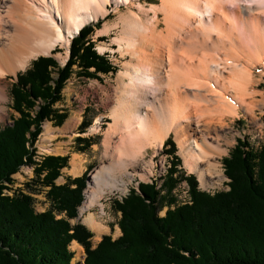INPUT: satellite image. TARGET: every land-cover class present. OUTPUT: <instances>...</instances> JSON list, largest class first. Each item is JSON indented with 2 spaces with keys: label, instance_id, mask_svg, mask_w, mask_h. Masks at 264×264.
I'll return each instance as SVG.
<instances>
[{
  "label": "bare ground",
  "instance_id": "1",
  "mask_svg": "<svg viewBox=\"0 0 264 264\" xmlns=\"http://www.w3.org/2000/svg\"><path fill=\"white\" fill-rule=\"evenodd\" d=\"M159 1L147 11L139 7L140 18L132 0H120L130 11L98 32L102 36L117 30L113 42L118 53L129 58L110 96L112 123L104 144L110 149L109 142L115 139L120 158L104 155L107 162L90 175L80 209L86 212L84 223L98 237L107 228L97 222L91 208L99 205L103 213L104 196L124 194L132 178L145 181L153 176L152 162L140 158L146 148L158 152L173 134L188 172L195 173L204 188L217 186L224 179L219 160L226 151L219 137L228 127L225 119L240 116L242 109L256 121V110L264 109V95L255 99L260 81L255 69L261 67L259 75H264V0ZM110 2L0 0V123L7 119V78L40 56L50 57L58 45L68 50L82 26L105 17ZM98 47L100 52L106 49ZM67 58L68 51L62 63ZM73 120L65 129L75 127L79 118ZM255 124L261 129L259 121ZM51 133L46 125L43 142ZM71 167L69 174L81 173L79 157L73 158ZM116 232L120 234L119 229ZM70 249L77 251L73 261L80 260V246L73 242Z\"/></svg>",
  "mask_w": 264,
  "mask_h": 264
},
{
  "label": "trees",
  "instance_id": "2",
  "mask_svg": "<svg viewBox=\"0 0 264 264\" xmlns=\"http://www.w3.org/2000/svg\"><path fill=\"white\" fill-rule=\"evenodd\" d=\"M90 31L91 27H85L72 39L63 67L59 68L52 57H39L17 74L12 86V109L19 118L12 126L0 129V264H72L76 255L70 251L72 242L84 249V264H264V144L254 150L239 139L229 157L222 160L225 175L231 180L228 192L205 194L197 190L193 174L181 176L189 185L191 204H177L168 197V208L161 218L156 207L160 195L153 184H140L141 195L130 189L121 202H113L120 213V237L104 235L94 249L90 243L94 235L80 221L70 223L79 215L84 185L54 183L61 170L68 168L69 157L46 156L35 163L30 149L45 120L56 125L66 120V113L59 114L53 107L73 73L94 79L99 74L115 73L95 52L88 39ZM54 69L58 78L53 87L49 82ZM37 99L42 105L35 111ZM88 126L84 119L79 131ZM166 145L174 154L176 144L171 137ZM174 157V168L164 182L167 195L177 183L172 174L181 163ZM28 163L35 166V179L48 188L49 208L42 213L34 212L31 196L24 193L17 192L13 198L1 196L2 183H10V176ZM72 185L76 187L71 189Z\"/></svg>",
  "mask_w": 264,
  "mask_h": 264
},
{
  "label": "rangeland",
  "instance_id": "3",
  "mask_svg": "<svg viewBox=\"0 0 264 264\" xmlns=\"http://www.w3.org/2000/svg\"><path fill=\"white\" fill-rule=\"evenodd\" d=\"M132 1L135 4L133 5V12L135 11L136 13H134L138 14L140 18H143V12L139 11V7L144 8L145 11H147V9H149L151 6L156 7L160 3L159 0ZM245 2L247 3V0H242V4H245ZM129 11V8H127L124 3L121 4L120 0H111L109 5L107 6L106 15L104 18L99 17L97 21H89L87 24L82 26V29L85 27H91L90 34H88V39L94 44L95 52L104 60L106 59L107 62H109L112 67H114L115 73L113 74L110 72L103 75L99 74L98 79L78 77L75 75V73H73L66 81L65 86L60 92L61 100L54 104L53 107L58 111L59 114L63 112L66 113V120H64L62 125H56L52 120H45L40 127L41 130L39 135L35 139L36 141L34 143V146L30 149V151L32 152L31 158L35 163L40 162L41 159L46 156L69 157L68 168H64L61 170L59 177L55 180L54 183L56 186L66 185L71 181L83 183L84 189L82 190V194L84 195V200L78 207V216L80 217L70 220V223L74 225L80 221V223L82 222L83 224H81L84 225L94 235L90 239L91 249H94L96 247V245L104 235H108L112 237V239L120 237L121 231L120 234H117L116 232L117 229H119L117 223L120 218V213H118L114 209L113 202L115 200L121 202L122 199L120 200V197L124 198L125 196H127L130 189L133 188L136 193L141 195L138 189L140 184H153L155 190L158 191L160 195L159 199H157L156 207L158 210V216L161 218L167 211L168 204L166 203V198L168 197L176 200L177 204L181 203L182 205V203L184 204V202H187L188 205L191 204L190 200L192 198L190 196L189 185L185 180L180 179L181 176L186 178L193 174L197 181V190L200 192H204L205 194L212 196L216 192H228V183H230L231 180L225 175L227 173H225V167L222 160L229 157L230 153L237 145L239 139L248 142L250 147L254 150L259 149L260 146L264 144V109L262 111H259L258 109L256 110V121H259L261 129L257 128L255 124L257 122L249 118L246 112H244L242 109L239 110L240 116H236L235 118L227 117L224 121V124L228 125V127L220 131L221 135L219 137V144L221 145L222 149L226 151L225 155L219 160V168L223 173L224 179L223 182L217 186L213 185L209 188H204L201 186L197 175L193 172L189 173L188 170L183 166V159H181V156L179 155V144L176 143L173 134H171L169 137H171L173 142L176 144V151L174 152V154L167 150L169 148L168 146L163 147V149L158 152H154V149L146 148V150L141 153L140 158H143V162L145 163L152 162L151 170L153 172V176H151L150 178L148 177L149 179H146L145 181H141L138 178L130 179L129 184L127 185L128 193L126 195L125 193L122 194L120 192H114L112 194L110 193L104 196L100 203L103 206V213H101V211L99 210V205L93 206L90 210V213H93L95 215L97 222L106 227L107 231L103 234H100L99 237L95 232L91 231L84 223L86 212H83L82 214L80 212V209L84 205L85 192L88 189L90 175L95 170L99 169L100 166H102L103 162L105 161L104 155L108 154L110 158L113 157L115 160L120 158L118 156L119 154H116V150H114L116 147L115 139L109 142V144H111L110 149H107L106 145L104 144L106 142L105 140H107V129H109V124L112 123V119L110 118V110L113 103L110 99V96L113 95L112 93H114V89H116L117 87V75H119L123 71V65L129 59L128 57H122L118 53V47L113 42L114 38L118 36L117 30H113L109 32L110 34H103L102 36H99L98 32L99 30L103 29L105 25H113L114 23L118 22V17L123 14L126 15ZM160 18L161 16L159 17V19ZM98 46L105 47V51L100 52ZM69 49L70 45L68 46V50L64 47H61V45H58L57 47H55V49L52 50L50 57H52L53 60L56 61L59 68L63 67L66 64L69 58ZM66 51H68V58L65 63H62V58L64 57ZM34 60L30 62L29 66L25 70H23L22 73L30 68L31 63ZM72 68L73 71H76V67ZM261 69V67H257V69H255L256 78L257 80H260L259 83L255 85V90L257 91V95H255L256 101H260V95H264V75H259ZM92 70L93 69H91L90 72H92ZM19 73L21 72H18L17 74ZM16 77L17 75L15 77H9V79L7 78V93L9 101L5 105L6 111L4 112H7V119L3 123H0V129L12 126L13 121L19 118V114L12 109L13 101L11 96L12 86L17 82ZM57 78V69L51 70V81L49 82L50 86L54 87V82L57 80ZM41 105L42 101L37 99L34 101L33 109L37 111L39 110ZM74 118H79V121L75 124V127L65 129L67 127V124ZM83 118L87 121V123L90 124V126H88L84 131H78L79 125L84 120ZM46 125H49L52 133L50 134L51 137L49 136L50 139L47 140V142H43L44 139H42V135L44 127ZM32 130H34V128ZM220 133H218L216 137ZM212 135V132H210V136ZM77 138L84 139L85 141H83V143H78L76 140ZM81 149L85 150L81 152ZM154 155L155 157H153ZM75 156L79 157V159L81 160V173L77 175L79 177H74L72 174H69L67 172V170H70L72 168V161ZM174 156L180 158L181 163L176 166L177 172L175 174H172L173 178H177V183L170 191V194L167 195L168 192L164 188V182L167 176H169V171L171 170V168H174ZM106 162L107 161H105L104 164H106ZM34 167L35 166L30 163L20 166L19 169L10 176V183H2L3 189L1 190V196L13 198V196L17 192L24 193L28 196H31L34 212L42 213L49 208V202L45 194L47 193L48 188L43 186L40 181H37L35 179ZM142 169L143 168L141 167V170ZM129 171V173H132L133 169H130ZM125 180L129 181L127 177L125 178ZM75 185L70 186V188L74 189L76 187ZM56 218H61V215H57ZM80 248V260L78 259L76 261H73L72 264H81V262L82 264H84L85 253L84 249L81 246ZM70 251H72L74 255L77 254L76 250L70 249Z\"/></svg>",
  "mask_w": 264,
  "mask_h": 264
},
{
  "label": "built area",
  "instance_id": "4",
  "mask_svg": "<svg viewBox=\"0 0 264 264\" xmlns=\"http://www.w3.org/2000/svg\"><path fill=\"white\" fill-rule=\"evenodd\" d=\"M120 200H121V198H120ZM187 202H184V204H186ZM179 204H181V203H179ZM183 204V203H182ZM81 264H82V262H81Z\"/></svg>",
  "mask_w": 264,
  "mask_h": 264
},
{
  "label": "crops",
  "instance_id": "5",
  "mask_svg": "<svg viewBox=\"0 0 264 264\" xmlns=\"http://www.w3.org/2000/svg\"><path fill=\"white\" fill-rule=\"evenodd\" d=\"M62 124H63V123H62ZM62 124H61V125H62ZM78 131H79V130H78ZM74 177H75V176H74ZM76 177H79V176H76ZM72 243H73V242H72Z\"/></svg>",
  "mask_w": 264,
  "mask_h": 264
},
{
  "label": "water",
  "instance_id": "6",
  "mask_svg": "<svg viewBox=\"0 0 264 264\" xmlns=\"http://www.w3.org/2000/svg\"><path fill=\"white\" fill-rule=\"evenodd\" d=\"M78 217H80V216H78ZM82 223V222H81ZM83 224V223H82Z\"/></svg>",
  "mask_w": 264,
  "mask_h": 264
}]
</instances>
